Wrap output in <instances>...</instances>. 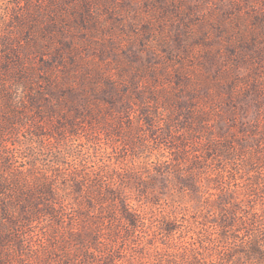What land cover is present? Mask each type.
I'll use <instances>...</instances> for the list:
<instances>
[{
  "label": "rangeland",
  "instance_id": "374dc122",
  "mask_svg": "<svg viewBox=\"0 0 264 264\" xmlns=\"http://www.w3.org/2000/svg\"><path fill=\"white\" fill-rule=\"evenodd\" d=\"M0 75V264H264V0H0Z\"/></svg>",
  "mask_w": 264,
  "mask_h": 264
},
{
  "label": "trees",
  "instance_id": "16d2710c",
  "mask_svg": "<svg viewBox=\"0 0 264 264\" xmlns=\"http://www.w3.org/2000/svg\"><path fill=\"white\" fill-rule=\"evenodd\" d=\"M23 69H10L8 71V73H13V74H17L18 77H20L21 75H25L26 73L22 72ZM1 76V75H0ZM19 79H26V75L23 76ZM5 80V79H4ZM3 79L0 77V100L4 101V102H10L12 100V97L14 96L15 91L11 90V88L9 89L7 86V84H4ZM16 94V93H15ZM3 188V185L0 182V189ZM251 217V216H250ZM250 220L252 219V222H256L255 219L249 218ZM131 223V220H129ZM132 224V223H131ZM221 236L217 239L216 243L222 244L221 242L223 241V238L220 239ZM209 243L212 242L210 240H208ZM203 240L201 242H198V244L200 246L196 247V248H189L187 250V255H189L190 259H189V263L188 264H239V260H241L240 258H244L247 257L248 255H252L255 253H258L259 248H260V244H257L255 242H252L251 244H249V248L250 250L248 252H241V251H236L234 248L233 250L230 249L229 247L226 249V255L225 256H219V251L215 250L213 253H215L216 255H218V257L215 258H210L206 261V259L203 258H198V256L200 255L199 253L201 249H204V245H203ZM208 255V254H207ZM202 256V255H200ZM207 257H212L211 255H208ZM244 260V259H243Z\"/></svg>",
  "mask_w": 264,
  "mask_h": 264
}]
</instances>
